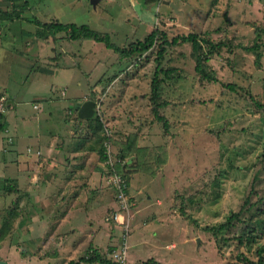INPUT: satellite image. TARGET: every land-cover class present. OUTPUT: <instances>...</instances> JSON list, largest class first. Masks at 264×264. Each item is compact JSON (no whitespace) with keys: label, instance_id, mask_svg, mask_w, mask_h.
I'll list each match as a JSON object with an SVG mask.
<instances>
[{"label":"rangeland","instance_id":"374dc122","mask_svg":"<svg viewBox=\"0 0 264 264\" xmlns=\"http://www.w3.org/2000/svg\"><path fill=\"white\" fill-rule=\"evenodd\" d=\"M165 1L169 3L157 0L147 6L143 0H0V89L11 98L0 95V109L8 114L13 106L10 107L9 100L13 101L15 108L8 116L14 122L25 119L30 126L27 136L20 137L17 144V153L25 157L28 156L26 145L34 146L35 137L30 134L34 135L36 127L46 130L48 126L64 123L61 115L75 107L78 99L88 93L89 86L95 84V91L89 94L100 102L95 113L103 126L98 133H92V138L97 140L99 135L104 148L105 142L111 146L110 156L103 161L104 169L110 174H122L128 182L132 166L126 160L128 156L136 157L132 150L128 156L119 154L122 148H128H125L127 140L114 138L117 127L110 122L118 116L125 124L135 122L142 126L155 142L154 155L164 156L163 160H155L158 166L153 171L159 179L154 184L158 192L156 199L163 203L160 206L163 210L155 206L151 211L143 209L134 217L131 215L128 260L142 262L157 257L163 264H226L236 261L240 254L257 260L256 248L264 247V227H257L251 233L253 239L242 243L231 236L237 233L244 217H249V222L262 218L264 224V111L257 109L248 95L250 92L264 103V35L257 40L262 42L258 64L255 52L243 48L253 44L255 28L264 25V4L261 0ZM33 18L87 24L107 32L110 40L119 46L143 39L154 25L168 38L195 32L213 42H225L206 65L218 81L209 82L195 73L189 42L167 46L160 66H175L181 77L166 80L162 85L160 100L165 99L168 104L158 112L166 118L164 126L150 111L149 99L158 42L134 61H127L102 42L68 39L59 32L55 41L50 42L51 56L47 52L41 62H36L32 57L29 60L21 57L30 41L25 40L28 31L35 30L30 22ZM65 50L75 52V57L63 53ZM97 58L104 59L106 65L96 70L91 61ZM71 59L80 65L69 68L68 76L57 75L60 65ZM53 60L58 67L51 63ZM114 77L119 79L116 88L110 87ZM228 82L235 83L237 90L223 85ZM35 102L39 108L33 107ZM129 131H133V126ZM106 132L112 135V144ZM9 134L8 130L0 133L3 148L14 142ZM15 154L12 149L7 156L11 158ZM107 176L111 187L108 204H111L115 202V195ZM260 196L262 199H258ZM153 197L148 199L143 195L141 199L155 204ZM247 201L253 202L252 208H245L241 220L235 219L228 230L214 234L209 229L242 206L247 207ZM9 207L15 208L7 204L4 209ZM169 210L171 224L163 222ZM102 214L110 217L114 209ZM26 215V204H23L10 232L5 234L7 241L2 254L9 255H0V264H68L79 260L93 244L85 238L89 233L88 219L77 210L61 223L50 220L49 214L43 224L34 222L29 228L24 227ZM145 218L147 225L143 222ZM97 219L101 224L103 219L108 222L109 238L119 236L121 225L112 217ZM76 226L78 232H72ZM94 233L96 244L103 245L101 250L109 249L112 239L106 241L99 228ZM66 235H69L67 241L59 246V240ZM74 247L77 249L73 254Z\"/></svg>","mask_w":264,"mask_h":264},{"label":"crops","instance_id":"0c3cea01","mask_svg":"<svg viewBox=\"0 0 264 264\" xmlns=\"http://www.w3.org/2000/svg\"><path fill=\"white\" fill-rule=\"evenodd\" d=\"M30 31H28L29 36L25 39L30 41L24 46V54H22L21 57L28 58V60L32 57L36 62H41L43 56L48 55L47 52H49L48 56H51L50 52L53 46L50 42H54L55 38L51 36L46 38L36 37L34 35L35 30ZM1 42L2 39H0V45L2 44ZM12 53L15 54L16 52ZM63 53L75 57V52L69 53L65 50ZM60 56L64 57L62 55ZM103 61L104 59L101 58L91 61L92 67L97 70L99 67L105 66L106 64L104 65ZM51 63L55 64L57 67L59 66L56 60H53ZM79 65L80 62L71 59V62L60 65V69H57V75H64V77L68 76L71 73L69 68ZM91 74H93V71ZM118 81V77H114L110 82V87L113 86L116 88ZM90 91L91 90L88 89V93H86L83 98L78 99V103L75 104V107L65 110L64 115H61V120H63L64 123L61 122L56 127L53 125L48 126L46 130L40 128V126L36 127L37 131L34 135L30 134L31 137H35L34 146L26 145L28 156L25 157H21L20 154L17 153V144L21 139L20 137L24 138L27 136L26 134L30 126L24 122L25 119L19 120L20 122H14L12 120L13 118L8 116L9 112L15 108L14 102L9 100V102H11L10 107L13 106L8 110V114L5 115L6 127L1 132L8 130V134L10 133L9 137L14 138V142H11L12 144L10 146L8 145V147L3 148V140L1 141L0 139V255H9L2 254L4 243L7 241V235L5 236L7 232L3 233L1 228L2 216L7 211L4 209V206H7V204H12L16 211H21L23 209V204H26L27 221L24 223L25 228L31 227L34 222H38V225L43 224L44 217L46 218L49 214L50 220H53V222L57 220V223H61L66 221L71 212L77 210L84 214L85 220L88 219L86 225L89 227V233L86 234L88 238H85L87 243L93 242L90 246L96 247L99 250H101V246L103 247L102 244H96L98 241L94 232L97 231L98 228L101 232L100 235H105L106 241L107 239H112V236L110 238L108 237V222L106 224V221L103 219L101 224L98 222L97 218L105 216V219L108 220L112 215L107 217V215L102 213L106 212L107 214L112 208L114 212H117L118 204L116 199L114 203L108 204V191L111 188L108 186L109 182L107 175H109V172L104 169L105 164L99 158V137H97V140L92 138L94 128L90 127L91 125L86 120L87 118H79L76 110V107L84 100L93 99L89 94ZM64 93L65 91H62V94ZM0 95H3L1 98L6 96L7 99H11L4 89H0ZM34 104H37V102ZM37 108H39L38 104ZM133 119L134 117H132L131 120ZM110 123L115 124L117 127L116 134H114L115 139L121 138L122 140H128L130 132H133L131 135L135 137L134 142L131 143V149L136 153V157L130 158V156H128L126 160L127 165L132 166L128 182L126 180L127 194L131 202L128 211L129 222L131 215L134 217L135 213L141 212L143 209L151 211L153 207L158 206L162 211L163 208L160 206H162L163 203L156 199L158 192L154 187V184L157 183L156 180L159 179L158 175L154 176L155 172L153 171L156 170L158 166L157 163H154L155 160H163L164 156L158 157L154 155L155 142L151 134H146L144 128L138 126V123L129 122L125 124V120L121 119L119 116L118 118H114L113 122ZM132 126L133 131H129ZM106 136L112 144V135ZM125 145L129 149L128 144ZM12 149L16 154L9 158L7 153ZM133 162H135V164H132ZM158 183L161 184L160 182ZM8 186L10 187L9 190L7 189ZM143 195L148 199H151L152 196L155 195L153 198L156 199L157 203L154 204L150 201L145 203L141 199ZM10 209L12 210V208L9 207V210ZM33 211H36V214L31 215ZM56 213L59 215L54 216ZM29 214L31 216H29ZM171 220L172 214L171 210H169L163 222L171 224ZM143 222H146V225L148 224L146 218ZM78 229L79 227L77 226L73 227L72 232H78ZM67 231L65 233L69 234ZM68 236L69 235H66L59 240V246L67 241ZM118 237L119 236H115L112 239L111 245L118 243ZM170 245L173 244L171 243ZM76 249L77 248L74 247L73 254L76 253ZM7 252L9 253L10 251L7 249ZM153 258L159 262L157 257ZM129 262L131 264L137 263L131 262L130 260ZM4 263L6 264V262ZM8 264H10V262H8ZM164 264H166V262ZM195 264H199V262H195Z\"/></svg>","mask_w":264,"mask_h":264},{"label":"trees","instance_id":"16d2710c","mask_svg":"<svg viewBox=\"0 0 264 264\" xmlns=\"http://www.w3.org/2000/svg\"><path fill=\"white\" fill-rule=\"evenodd\" d=\"M147 6L150 4L156 2L157 0H143ZM261 2L264 4V0H261ZM19 14L17 13L16 16ZM30 22H32L35 26L34 35L36 37H42L46 38L51 36L52 38H55L56 34L59 32H63L68 39H92L94 41L102 42L105 47L112 49L114 52L117 53L118 57L124 60H131L134 61L136 58L140 57V55L149 50L156 42H158V49L156 51V57L155 60L157 62V65L155 67L153 77L150 81V96L149 99L151 101V108L150 111L153 113L154 117L163 122V125L166 126V118L158 112V109L163 108L168 103L164 99L160 100L161 96V89L162 85L166 80L171 79H178L181 76L179 75L177 71V68L175 66L170 67H161L160 66V60L163 57L164 53L166 52L167 46L177 45L180 43L189 42L191 47V55L194 59V71L196 74L199 75L201 79L207 80L209 82H217L218 78L216 75H214L213 71L206 68L207 62L211 59V57L214 54H218L220 52V49L225 46V42L218 41L213 42L208 37H199L197 33L195 32H188L187 34H176L172 36L171 38H168L165 34V32L161 29H159L157 26H152L150 31L143 37V39H137L134 41H130L127 45L119 46L115 43H113L110 40V35L107 32H102L97 29H94L90 27L87 24H76L73 22H61L58 20H50V21H40L37 18L30 19ZM261 35H264V25L263 26H257L255 28V40L253 44L250 46H243L244 49L248 51L255 52V62L258 64L259 59L261 56V53L259 51L262 42L257 41ZM116 76V75H114ZM99 81V80H98ZM224 86H226L230 90H237V86L233 82L224 83ZM93 86H89V90L95 91ZM93 88V89H92ZM104 90V89H103ZM248 95L250 99L253 101L255 107L257 109H260L264 111V103L258 101L255 99L250 92H248ZM94 99V98H93ZM95 100V99H94ZM96 101V100H95ZM96 112V111H95ZM94 112L93 116L90 118H87L86 120L89 122V124L94 125V133H98L102 129V122L100 121V117ZM5 114L4 112L0 111V132L5 129ZM92 127V126H91ZM132 134V133H131ZM98 137H100L98 135ZM107 137V136H106ZM129 139L125 144H128L129 149H123L120 154L121 157L128 156L129 152L132 150L130 149L129 140L133 143L135 140V137L132 135H129ZM100 141V138H98V142ZM100 145L98 148V154L99 158L102 161H105L108 156L106 149L103 147L102 142L100 141ZM132 146V145H131ZM125 148L127 146L125 145ZM128 153V154H127ZM7 189L9 190L10 187L8 186ZM7 190V191H8ZM262 197L260 196V198ZM248 205L247 207L242 206L239 211L230 213L227 218L220 222L219 224L215 226H210L209 229L214 232V234H217L219 232H222L224 230H228L231 226H233L234 220L238 219L241 220L240 215L244 214L245 208L251 209L253 206V202H246ZM18 215V211L14 209L7 210L6 213H4L3 220H2V231L3 233L9 232L11 225L13 221L16 219V216ZM250 218H242L241 224L239 226V229L237 233L232 234L231 237L237 238L240 243H242L243 240H249L253 239L254 235L251 233L257 230V227H264L263 219L257 218L253 220V222H249ZM121 228H120V234L118 237V243L115 245H111L109 249L106 247V251H101L96 247L90 246L85 254L79 258L76 262H69L68 264H80L82 260H100L105 262L106 254L109 250L116 247L120 241H121ZM129 234V230H128ZM226 239V238H225ZM128 240V237H127ZM128 243V241H127ZM257 254V260H251L244 256L243 254L238 255V259L233 262H228L226 264H264V247H257L255 250ZM135 264H162L158 261H156L154 258L150 257L142 262H137Z\"/></svg>","mask_w":264,"mask_h":264},{"label":"built area","instance_id":"2783aa9c","mask_svg":"<svg viewBox=\"0 0 264 264\" xmlns=\"http://www.w3.org/2000/svg\"><path fill=\"white\" fill-rule=\"evenodd\" d=\"M99 106V102H95V111H97ZM34 107L37 108V104H34ZM0 111H4V109H0ZM109 136V133L106 132ZM106 143V152L107 156H110L111 147L108 142ZM111 183L114 188V195L116 202L118 204L117 212L111 216L118 224L121 225V241L120 243L109 250L106 254V261L100 260H82L80 264H131L128 260V230H129V215L128 211L131 205L129 200V196L127 194V182L123 178L122 174H117L116 172L109 173Z\"/></svg>","mask_w":264,"mask_h":264},{"label":"water","instance_id":"95a60500","mask_svg":"<svg viewBox=\"0 0 264 264\" xmlns=\"http://www.w3.org/2000/svg\"><path fill=\"white\" fill-rule=\"evenodd\" d=\"M163 2L169 3L165 0H163ZM170 5L175 7L173 4H170ZM76 110H77V115L79 118H89L93 116L95 112V101L93 99H86L76 107Z\"/></svg>","mask_w":264,"mask_h":264}]
</instances>
